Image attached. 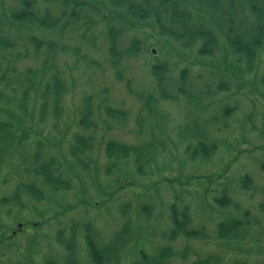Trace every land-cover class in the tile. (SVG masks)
Instances as JSON below:
<instances>
[{
    "label": "rangeland",
    "instance_id": "374dc122",
    "mask_svg": "<svg viewBox=\"0 0 264 264\" xmlns=\"http://www.w3.org/2000/svg\"><path fill=\"white\" fill-rule=\"evenodd\" d=\"M221 1L218 8L234 14L230 17L234 24L248 26L253 17L246 0ZM9 5L10 0H0V11H7ZM103 12L108 15L107 9ZM104 27L100 23L87 28L88 40L75 34L63 38L61 43L67 47L59 64L67 88L63 115L57 119L50 109L42 123L37 112L30 142L7 156L0 172V264H94L88 257L86 225L92 224L99 233V246L109 248L127 223V243L119 249L118 262L105 264H139L145 257L152 262L169 247L174 254L169 264H191L206 255H218L228 264L234 259L264 264V48L250 67L245 58L233 54L221 28H215L219 50L203 57L199 55L202 42L184 48L160 36L154 20H132L120 49L127 50L135 38L142 52L124 58L120 69L137 95L155 99L149 113L146 100L130 94L110 67ZM14 32V50L0 53V77L13 66L22 74L40 68L33 60L38 48L30 37L40 40L42 60L46 43L62 39L35 28ZM18 53L27 59L21 57L15 64ZM159 65L162 72L167 67L165 86L172 96L167 101L152 76V68ZM91 103L94 126L86 130L81 127V112ZM119 112L126 113L124 121L109 117ZM195 132L204 136L208 146H216L209 160L188 155L187 149L198 145V136H192ZM76 135L95 138L93 149L85 155L86 169L70 155ZM155 140L158 149L144 175L136 173L133 158L114 168L116 160L106 156L110 141L139 146ZM36 153L40 165L35 164ZM52 163L70 182L71 191L55 194L39 177L26 173ZM246 178L251 182L245 185ZM21 185H36L48 195L47 201H35L21 189L24 210L13 203L3 206L1 200ZM215 199L231 205L222 207ZM174 204L179 210L190 208L191 229H205L207 240L170 239ZM230 220L249 225L243 252L216 240L218 225ZM59 233L62 242L74 240L75 257L58 243ZM187 246L191 255L185 261L180 254Z\"/></svg>",
    "mask_w": 264,
    "mask_h": 264
},
{
    "label": "trees",
    "instance_id": "16d2710c",
    "mask_svg": "<svg viewBox=\"0 0 264 264\" xmlns=\"http://www.w3.org/2000/svg\"><path fill=\"white\" fill-rule=\"evenodd\" d=\"M246 1L253 19L247 27L244 25V27H239L230 18L234 14H229L223 8H218V4H222L221 0H185V4L178 0H10V8L7 11L4 8L3 11H0V53L14 50L15 44L12 43L11 38L14 31L17 32V30L35 28L40 32L44 31L50 38L58 35L62 39L60 41L50 39L46 43L42 60V51L38 50L40 49V40L34 36L30 37V41L38 48L33 60L40 64V68L35 72L28 69L22 74L19 73L17 67L13 66L0 77V172L5 165L7 156L9 154L13 156L16 153V150L14 151L16 147H22L30 142V135L33 133L31 124L34 122L37 112L42 118V123L45 122L50 109L57 119L63 115L62 104L67 88L59 64L60 55L67 50V47L61 43L66 35L75 34L79 36V39L88 40L87 28L90 29L100 23L104 24V34L109 45L110 67L115 71L117 79L127 86L130 94H134L141 100H146L145 110L152 113L151 104L156 103L155 99L153 100V97L150 96L146 98L143 95H137L132 89L131 81L124 77L120 69L124 58L137 57L142 52L140 41L135 38L131 39L127 50L120 49L121 37L129 27V23L132 20L152 19L156 22L160 36H166L170 40L179 42L184 48H193L198 42H202L199 55L203 57H211L219 50L215 28H221L233 54L245 58L251 67L256 54L264 48V0ZM229 4L233 9L235 8L233 2H229ZM103 8L107 9L108 15H104ZM91 15L101 17L102 20L94 21ZM21 57L27 59L22 53H18L14 63L18 64ZM160 66L152 68V76L158 85L160 96L167 101L172 97L165 86L167 67L162 72ZM37 100H40L39 110ZM90 102L88 100L87 104ZM86 108L87 110L81 112V127L90 130L91 126H94L91 121L93 117L92 103ZM118 114H110L109 117H116L119 121H124L127 117L126 113L119 112ZM192 136L195 138L198 136L196 138L198 145L190 146L187 149L188 155L194 160L198 158L209 160L210 156L217 151L216 146H208L204 136L198 132L193 133ZM94 142L93 135L89 137L76 135L74 137L70 155L80 168L86 169L85 155L93 149ZM157 143L155 140L153 144L127 146L121 142L110 141L106 147V156L113 162L116 160V163L113 164L114 168L118 167L120 162H129L130 158H133L136 173L144 175L145 166L151 162V157L158 149ZM39 147H41V143H39ZM9 150L12 152L9 153ZM34 157L35 164L40 165V155L36 153ZM26 173L36 178L39 177L41 183L55 194L59 191L62 193L71 191L70 182L54 168L53 163L52 165H42L34 170L26 171ZM249 182L251 180L246 178L244 183L246 185ZM21 189L35 201L45 202L48 199L45 191L36 185L28 187L21 185L14 194L1 200L3 206L13 203L21 211L24 210ZM215 201L222 207L226 204L231 205L230 201L225 202L223 199H215ZM170 213L171 240L177 236L187 240L203 241L208 239L205 229H191L190 208L185 207L179 210L178 205L174 204L170 207ZM248 228V223L238 220L222 222L217 227L216 240L228 244L235 252H243L245 251L243 243L246 240ZM85 230V241L88 253H90L88 257L89 259L92 257L94 264L118 262L119 249L127 243L128 223L114 236L115 244L109 248L99 246V233L92 224H87ZM61 234L59 233L57 236L58 243L61 242L68 254L75 257L74 240L62 242ZM158 255L156 259H152V262L145 257L144 261L139 264H169L168 261L174 256L170 247L163 248ZM190 255L191 250L188 246L180 254L181 259L185 261ZM191 264L228 263L226 259L218 255H206L197 258ZM231 264L248 263L244 260L234 259Z\"/></svg>",
    "mask_w": 264,
    "mask_h": 264
}]
</instances>
